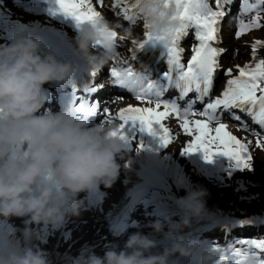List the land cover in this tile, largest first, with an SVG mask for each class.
I'll use <instances>...</instances> for the list:
<instances>
[{
	"label": "clouds",
	"instance_id": "1",
	"mask_svg": "<svg viewBox=\"0 0 264 264\" xmlns=\"http://www.w3.org/2000/svg\"><path fill=\"white\" fill-rule=\"evenodd\" d=\"M143 30L169 37L182 27L175 3L140 0L136 9ZM113 28L105 18L84 23L74 42L82 59L93 71L101 70L115 52L97 47L101 29ZM145 26H147L145 28ZM123 35L133 37L132 28ZM76 66L58 60L39 38L17 33L0 45V218H23V227H11L0 241V264H52L41 226H62L86 207L80 193H95L100 185L110 188L120 175L118 154L127 142L118 133L120 122L93 123L72 111L46 106L45 84L72 85ZM177 189L185 179H175ZM175 198L180 220L157 217L145 224L160 239L136 231L123 247L113 242L103 255L92 245L77 256L65 255L66 264H218L222 252L199 237L178 233L193 219L210 216L206 188L191 185ZM39 242L37 244L36 242ZM228 249L230 244L220 246ZM241 264H264V252L252 249Z\"/></svg>",
	"mask_w": 264,
	"mask_h": 264
},
{
	"label": "snow or ice",
	"instance_id": "2",
	"mask_svg": "<svg viewBox=\"0 0 264 264\" xmlns=\"http://www.w3.org/2000/svg\"><path fill=\"white\" fill-rule=\"evenodd\" d=\"M165 5L169 0H163ZM177 8V18L182 21V27L175 29L169 37L153 36L151 32L144 31L142 41L133 40L136 46L133 51L135 58L136 49L143 48L146 44H161L166 53L167 70L163 75L167 78L168 85H174V89H179L180 98L195 91L198 95L196 100L203 101L209 97L213 87L214 73L220 67L218 57L225 50L214 46L218 41V24L226 15L225 5L231 4L233 0H215L216 9L209 5V0H171ZM59 5L58 11L72 16L79 26L81 23H95L97 20L105 19L101 11L97 10L94 0H56ZM103 6V0H96ZM140 0H134L129 4V0H114L112 10L119 9L117 15L123 13L126 20L134 25L138 17L136 9ZM124 7H121V6ZM241 13H255L247 22L240 18L238 30L235 32L237 38L248 32L250 29L261 27V12L264 11V0H241ZM147 26H145L146 28ZM195 28V39L198 41L191 48L192 55L186 63L182 62V54L185 49L180 46L182 37L188 35L190 28ZM124 36H118L116 30L105 26L101 29V39L97 46L109 52H115L118 41H124ZM264 41L256 40L252 44V56L255 59L257 46ZM117 60V53L113 56ZM123 65V66H119ZM238 74L233 76L232 69H226V87L215 99H208L203 109L199 112L194 110L191 101L181 111L177 102L164 99L165 91L157 87L152 80H147L145 76L133 69L127 60L119 61L110 68V75L114 82L122 89H127L140 102L138 105L129 104L120 108L113 114L108 107H101L102 101L90 102L82 99L73 111L84 112L86 115H100L102 120H119L120 129L118 133L126 142L130 139L122 131L125 125L131 121L133 124L139 122L140 130L153 136H159L160 142L164 146L172 144L177 135L173 134V129L166 124L170 117H175L179 122V127L189 138L183 146L182 151L192 153L202 151L205 159L211 160L215 153H222L234 162V166L239 169H251V153L249 151L250 141L238 139L227 126L221 122L223 112H231L232 109H239L244 114L251 117L255 124L264 128V59L249 62L243 66L237 65ZM93 76L97 71H92ZM97 88L92 86L87 88V92H95ZM199 116V119L194 117ZM233 119L240 121L242 126L245 122L235 112H231ZM159 125V131L154 128ZM258 137L257 144L264 147V140L259 139L260 133H255ZM141 142L139 147H143ZM139 150V149H138ZM251 219H241L237 221L240 225L251 224ZM247 245L242 248L235 246ZM222 252L218 264H241L244 254L255 249L264 252V238L260 239H240L230 244L228 249H223L216 245Z\"/></svg>",
	"mask_w": 264,
	"mask_h": 264
},
{
	"label": "rangeland",
	"instance_id": "3",
	"mask_svg": "<svg viewBox=\"0 0 264 264\" xmlns=\"http://www.w3.org/2000/svg\"><path fill=\"white\" fill-rule=\"evenodd\" d=\"M45 1L46 0H19V1H16V3H11V2H9V0H2V1H0V18H5V19H7V21H9V20L14 19V16L12 14H17L21 11H29V12H34V13H44L45 15L51 17L53 20L60 21L59 17H57V15L52 12V10L48 7V5H46ZM104 1H106V2H104ZM234 1H236V3L238 4L235 6V9L236 8L237 9L235 10L236 13L233 14L234 18L231 20L226 19L227 21H225V23H223V44H224L225 51H224L223 56H222L223 67L221 69V78L219 79V82L215 88V93H217V91L220 89L221 86L223 88L225 86V84L227 83V80L230 78L229 76L225 75L226 69L231 68L233 70L232 75L235 76L238 74V70L236 67L237 65L243 66L246 63H249V62L254 63L255 61L262 59V55H258L257 51H256L255 59H253L251 46L256 40H259L260 33L264 32V29H260V28L250 29L248 32L242 34L239 38H237L235 35V32L238 30L239 19L242 18L245 20V22H247L248 20H250L252 18V16L255 15V13L253 12V13H248V14H242L241 13V7H240L241 0H234ZM107 2H108L107 0H103V5L105 4L108 7L110 3H107ZM129 2L131 4L134 2V0H129ZM94 3H96V0H94ZM213 5L216 6L215 0L213 2ZM238 7H240V8H238ZM261 13L264 15V11H262ZM136 22H137V25L139 26L140 25L139 16L137 17ZM1 32L2 31L0 28V43L2 45H5V42H8V39L4 35H1ZM252 36H253V38H252ZM107 88H109V86H107L106 89ZM109 95L113 96L114 98L109 103V106L104 104V107H108L112 113H113V109L115 106H117L121 103H124L126 100H129L128 98L123 97L117 93L116 94L110 93ZM105 100H106V98H105ZM101 121H102V119H101ZM98 122H100V118H99V121H96L95 123H98ZM233 128L227 127V130L230 131L231 133H233V135L237 136L238 139L243 137L246 141H250L251 143L249 145H250L251 149L254 147V151L256 152L257 158L264 165V147H261L257 144L258 137L255 134L257 132L260 133L259 139L264 140V131L263 132H259V131H255V130L252 131V129L250 127L244 128V127L239 126V125L233 126ZM250 131H252V132H250ZM130 136L132 137L133 140H136L135 135L131 134ZM183 146L184 145H180L177 149L178 153L173 155L172 163H173V165L176 166V170L174 172V174H175L174 179L169 180L170 194L169 195H166L164 193L159 194V192H153V193L147 194V199L149 200L148 201L149 204L148 203H146L145 205L140 204V209L137 212L142 213V210H144L148 215L146 217L141 216L138 218L139 224L137 226L138 230H136V231L143 232L144 229L146 228L145 224L148 221L154 220L158 216L161 217L159 215V213H154L155 203L160 202L164 206H169L172 203H175V198L178 197L176 195L177 186L175 183V179L177 177H183L184 179H186V177H187L188 183L203 186L204 188L207 189L208 193H211V192H214L216 190V187L211 181H209L207 179V177L212 176L213 178H217L218 174H220V172H222V175H226L225 172H223L224 171L223 166L233 167V165H234V162L231 161V159L229 157L225 156L222 153H215L211 160L205 159L204 153L202 151H198L196 153V155H194V156H186L185 152L182 151ZM130 150L131 149H128L127 151L123 150L124 152L118 154L117 159H118L119 163L122 162L126 158V152H128ZM170 155L172 156V154H170ZM217 160H222V162L221 163L215 162ZM208 165H210V167H208L206 169L211 170V172H208V174H206V177L198 176L197 175V174H199L198 169L201 170V168L206 167ZM203 170H204V168H203ZM204 172H206V171L204 170ZM222 175L221 174L219 175L220 179H221ZM240 176L238 178H240ZM119 178H120V175H119ZM119 178L113 184L112 187L105 188L103 186L104 191H103L102 195H104L107 192L108 194L111 195V197L117 196L118 195L117 190L119 189V186H118ZM256 178L264 180V171H258L256 174ZM105 196H104V199H105ZM101 199H102V196H101ZM100 208L101 207H97L95 212L100 213L101 210L103 209V208L102 209H100ZM152 213H154V214H152ZM166 216H170L173 220L179 221L181 213L175 212V213L168 214ZM161 218H163V217H161ZM216 220L217 219L213 218L212 215H210L206 218L193 219L191 221L190 226L183 228L181 230V232L178 234L184 235V234H187L188 232L191 231V233L193 235L197 234V237H199L202 241H204V243L206 245H217V244H219L220 246H226L228 244H231V243H227V240H224V238H222L220 240H217V239L211 240L210 238H207L206 236H204L203 232L205 233L206 229H208L210 226H215L216 224L213 225L214 223L220 224V222H216ZM22 221H23V218H17V217H11L9 219L0 218V226L3 229L7 230V232H8V230L13 226L22 228L24 226ZM218 221H224L225 222V221H227V219L224 217H221L218 219ZM201 224H205L204 228L202 231L198 232L196 230V228ZM64 225H65V228L70 229V231H69L67 237L61 238V248L62 249L63 248L64 249L65 248L66 249L67 248L72 249V248H76L78 245H82V247L92 245L95 247V252L98 255L102 256L105 249H106V246H109L113 242L119 241V240L108 239L106 237L107 234L105 233V235L100 238L101 240H103L102 243L103 242H105V243L102 244V246L100 247L92 241H90V242H88V240L82 241L80 236H76V233L78 232L79 225H78V223H76L75 220H71V218H68L67 221L64 223ZM60 227L61 226H41V231L43 232V234L46 238V243H44L40 246L42 248H44L46 251H48L49 249H52L53 239H55V237L58 235ZM125 236L120 237V238H122L124 241L127 239V237H125ZM240 238H242V239H260V238H253V237L248 236V235L247 236L241 235ZM156 239H160V237L158 236ZM207 240H210V242L208 243ZM236 240H239V236L236 237ZM234 241L235 240H233V242ZM36 243L39 244L38 241ZM118 243L120 244V242H118ZM237 247H240V246H237ZM77 252H79V250L75 251L73 253L76 254Z\"/></svg>",
	"mask_w": 264,
	"mask_h": 264
},
{
	"label": "bare ground",
	"instance_id": "4",
	"mask_svg": "<svg viewBox=\"0 0 264 264\" xmlns=\"http://www.w3.org/2000/svg\"><path fill=\"white\" fill-rule=\"evenodd\" d=\"M47 5L50 6L52 11H54V13L60 17L61 22L54 21L52 20V18H50L49 16H46L45 14H37V13L29 12V11H21L17 14H12L14 16L13 20L7 21V19L5 18H0V28L2 31L1 34L9 37V39H12L17 33H20L22 29L27 28V29H30L32 33L47 32V33H51L55 35L54 27L57 26L60 33L68 36L74 42V37L77 32L69 29V23H68L69 21H74V18L70 15L63 13L62 11H58V9L54 7L55 5L53 3V0H48ZM96 7L97 9H99L101 12L104 13L107 20L111 24L118 25L121 31L124 32V29L131 27L134 38L136 36H139V34H143V32L145 31L143 30L141 24L139 26H136V25H133L132 23H127L126 20L123 19L124 16L121 15L123 13H120V15H117L116 13L119 11L115 12L114 10H112L110 4L108 7L105 4L103 6L96 5ZM119 35L124 36L120 31H119ZM221 39L223 40V37H221ZM123 44H124V41H119L117 44V48H116L118 52L117 61L119 62V61L127 60L134 70L138 72H143L144 64L137 63L135 59L130 58L126 54L124 50L125 47ZM225 87L226 85L223 88L221 86L220 89L217 91V93H215L210 98L215 99L217 96L221 94V92L223 91ZM113 98H114L113 96L103 95L104 104L109 106V103L112 101ZM126 102H128L127 105L129 104L135 105V104L140 103L134 98L133 94L131 95L129 100H126L124 103ZM207 102L208 101L204 102V104H206ZM127 105H124V106H127ZM197 112H199V110H197ZM113 114H115V109L113 111ZM222 115H226V114L223 113ZM194 118L199 119L200 117L197 116ZM223 123L226 126L233 128L234 124H232V122L229 119H223ZM166 124L169 125L173 129L174 135L178 134L177 139L172 144H169L168 146H164L161 144L160 140H155L151 138V134L148 133L147 137L149 141L147 140L146 143H143L144 144L143 147H139L140 145H138L135 148V151L130 150L126 153V158L132 160L141 148H147L148 151H150L151 149L154 152L153 162L151 163L152 167H150V165H146V168L149 170L147 176H141L139 174V171H136L137 170L136 168H138L137 163H133L132 165H130L126 162V159L120 162L122 170L133 171V175L135 174L133 181L126 185L129 187V191L131 194H133L138 199H142L141 202L144 205L148 203L149 200L147 199V194L151 192L157 191L159 193H164L166 195L170 194V186L167 184L169 181V178H165L160 174L159 169H156L154 167V162L160 166L169 167L172 171L171 178H173L174 177L173 172H175L176 170V166L172 165L173 155L178 153L177 152L178 147L180 145H184L187 139H189L183 133V130L179 127V122L177 119L170 117L169 120L166 122ZM124 132L128 135L129 131L127 130ZM128 141H130V139ZM130 142H131V145H127V147L132 146L133 142L132 141ZM170 154H172V156ZM185 154H188V153L185 152ZM118 186H119V189L117 190L118 191L117 196L111 197V195L106 192L104 195H102L101 201H99L101 196L99 197L100 194H98L95 197L94 199L95 202H93L92 206L86 205V207L81 210V213L79 216L69 217L71 218V220H75L76 223H78L79 227H78V232L76 233V236H80L82 241L88 240V242L92 241L97 245H101L102 240L100 238L104 236L106 233V230L104 229L103 212L109 210L115 203H117L119 201L118 198H119L120 192L122 194L123 191L125 190L120 182ZM104 196H105V199H104ZM97 207H101L100 209L103 208V210L100 212L101 214L98 212H95ZM154 212H157L159 213L160 216L164 217L171 213H175V212L179 213V210L177 209L175 203H172L169 206H164L163 204H157L156 208L154 209ZM138 216H141V215L139 214ZM204 225L205 224H203L202 226L198 228L199 230L198 232L203 230ZM134 231L135 230L132 229L129 231V233L134 232ZM151 236H153L154 238H157V236H154V235H151ZM195 236H197V234Z\"/></svg>",
	"mask_w": 264,
	"mask_h": 264
},
{
	"label": "trees",
	"instance_id": "5",
	"mask_svg": "<svg viewBox=\"0 0 264 264\" xmlns=\"http://www.w3.org/2000/svg\"><path fill=\"white\" fill-rule=\"evenodd\" d=\"M17 0H9L11 3H16ZM261 27L264 29V15H261ZM260 41H264V32L260 33ZM258 55H262L264 59V43L257 46L256 49ZM251 153V169H239L234 165L226 166L223 170L226 175H222L221 179L218 177L213 178L212 176L207 177L211 181L216 190L209 193L206 197L207 207L218 210L230 216H251V217H264V180L257 179L256 174L258 171H264L263 163L257 158L256 152L252 149ZM204 171H198L199 176L206 177L208 172L204 168ZM204 174V175H203ZM241 175V176H240ZM240 176V178H238ZM191 185L185 180V186L177 189L179 196L185 195V189ZM249 229V230H248ZM256 233L258 236H264V220L257 219L252 225H246L241 228H231L229 230L221 231L220 228L214 229L213 231L207 232V236L226 237L227 239L236 238L239 235L245 233ZM243 246V245H240Z\"/></svg>",
	"mask_w": 264,
	"mask_h": 264
}]
</instances>
